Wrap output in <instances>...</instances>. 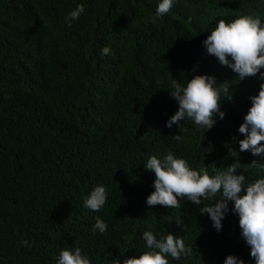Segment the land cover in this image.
I'll use <instances>...</instances> for the list:
<instances>
[{
  "label": "trees",
  "instance_id": "16d2710c",
  "mask_svg": "<svg viewBox=\"0 0 264 264\" xmlns=\"http://www.w3.org/2000/svg\"><path fill=\"white\" fill-rule=\"evenodd\" d=\"M160 2L0 0V264H56L61 249L77 247L91 264H122L146 250L144 231L192 247L169 264H224L229 255L255 264L231 202L220 231L199 212L214 199L150 207L155 176L144 165L172 152L215 175L237 162L229 151L239 152L238 128L261 81L239 82L202 42L220 19L264 22V0H175L157 16ZM78 4L85 11L68 27ZM105 46L110 55H101ZM197 74L231 84L224 119L217 115L210 130L191 120L168 128L178 110L172 80L186 86ZM238 159L247 183L264 177L246 167L260 157L245 151ZM98 185L107 200L96 212L84 200ZM97 217L104 233L92 231Z\"/></svg>",
  "mask_w": 264,
  "mask_h": 264
},
{
  "label": "clouds",
  "instance_id": "9594fccd",
  "mask_svg": "<svg viewBox=\"0 0 264 264\" xmlns=\"http://www.w3.org/2000/svg\"><path fill=\"white\" fill-rule=\"evenodd\" d=\"M175 0H161L156 8V15L163 16L173 7ZM85 11L83 4H78L66 17L65 23L72 26L74 20L79 19ZM207 54L214 56L222 66L230 68L238 81L257 78L261 81L258 94L250 96L251 107L243 118L238 132L243 139L238 141L239 152L230 149L231 157L237 162L210 175L204 168L193 169L184 158L176 157L168 152L163 158L152 155L147 159L144 168L154 173V191L148 195L146 204L150 207L160 205L166 208H180L182 200L200 205L202 201L214 199L215 203L199 208L201 215L207 214L217 231L222 229V220L229 211L239 217V229L242 239L250 248V256L255 264H264V177L246 182L244 174H237L239 168V153L250 152L260 160H252L247 168L258 169L264 173V22L259 16L242 14L226 22L220 19L210 35L202 42ZM111 49L107 46L101 49V55H110ZM231 84L228 81L217 83L215 76L208 74L194 75L187 80L186 86L177 79L171 83L169 96L178 104V110L166 122L171 128L184 120H191L198 128L210 130L216 123L217 115L221 120L225 112L221 111V102L231 101ZM176 141L182 137L173 136ZM235 140V137H233ZM219 194V195H218ZM218 197V198H217ZM107 191L103 185L96 186L84 200V207L98 212L106 203ZM175 223L184 230L182 219ZM107 224L96 218L92 228L104 233ZM142 239L146 250L138 256L125 258L122 264H169L168 257L180 260L192 254V247L186 246L183 238L168 233L157 239L152 231H144ZM23 245L31 246L28 241ZM56 264H91L88 256L82 254L77 247L61 249ZM114 264H121L120 259ZM224 264H244L242 259L233 255L227 256Z\"/></svg>",
  "mask_w": 264,
  "mask_h": 264
}]
</instances>
